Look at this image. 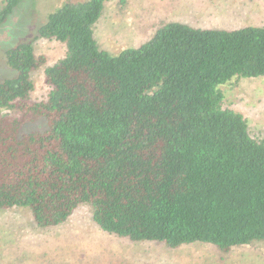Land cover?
I'll return each instance as SVG.
<instances>
[{"label":"trees","instance_id":"trees-1","mask_svg":"<svg viewBox=\"0 0 264 264\" xmlns=\"http://www.w3.org/2000/svg\"><path fill=\"white\" fill-rule=\"evenodd\" d=\"M21 1L0 0V26ZM106 1L65 2L4 51L0 210L28 209L46 229L88 205L103 232L169 249L264 243V129L250 135L221 90L264 77V27L170 21L112 55L94 37ZM37 39L65 46L44 69L41 100L31 98L46 62ZM40 119L43 131L21 133Z\"/></svg>","mask_w":264,"mask_h":264},{"label":"rangeland","instance_id":"rangeland-1","mask_svg":"<svg viewBox=\"0 0 264 264\" xmlns=\"http://www.w3.org/2000/svg\"><path fill=\"white\" fill-rule=\"evenodd\" d=\"M70 0H23L0 26V79L12 72L3 53L15 43L32 39L48 13ZM72 1V0H71ZM197 28L237 29L264 27V0H107L94 27L99 46L115 55L137 47L167 22ZM34 53L45 64L31 73L33 100L48 91L44 69L64 56V44L34 40ZM224 105L242 114L252 136L264 129V77L232 81L221 87ZM21 121L18 112L5 111ZM45 121L22 125V134L43 131ZM0 264H264V243L232 248L222 253L195 243L178 249L163 244L131 242L100 230L88 205L79 206L60 226H35L28 209L0 210Z\"/></svg>","mask_w":264,"mask_h":264}]
</instances>
